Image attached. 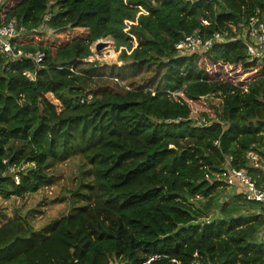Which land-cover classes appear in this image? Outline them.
I'll return each instance as SVG.
<instances>
[{
  "label": "trees",
  "instance_id": "trees-1",
  "mask_svg": "<svg viewBox=\"0 0 264 264\" xmlns=\"http://www.w3.org/2000/svg\"><path fill=\"white\" fill-rule=\"evenodd\" d=\"M253 16L264 17V0H0V22L24 26L23 39L87 32L59 46L24 42L40 63L0 53V193L38 191L48 160L80 155L93 176L89 207L43 238L23 216L0 225V264H264V207L218 177L229 157L264 181L246 158L264 157V56L242 38ZM216 33L197 52L175 48ZM108 37L120 65L87 62ZM208 97L220 111L196 124L189 101ZM94 212L114 222L94 228Z\"/></svg>",
  "mask_w": 264,
  "mask_h": 264
},
{
  "label": "rangeland",
  "instance_id": "rangeland-1",
  "mask_svg": "<svg viewBox=\"0 0 264 264\" xmlns=\"http://www.w3.org/2000/svg\"><path fill=\"white\" fill-rule=\"evenodd\" d=\"M86 34V30L83 28H68L52 34L43 32L42 34L29 36L24 40L59 46L75 37L85 38ZM131 40L134 45L138 42L135 36ZM102 41L108 42V45H103L100 48L101 51L100 49L97 51L94 42L90 47L92 55L86 61H95L98 63V67L112 64L120 65V62L117 61L118 52L115 50L114 44H112V39L108 37L103 38ZM110 50L114 53V58H108ZM204 102H207L208 105H205ZM189 104L192 120L197 121L195 122L196 124L202 123L203 113H206L210 119H214L215 110L213 105H216L218 112L221 106L219 100L210 97L205 98V101L203 99L189 101ZM9 144L18 147L22 146L19 140L10 141ZM45 171L49 175V179L36 192L26 194L23 197H5L0 193V225L23 216L34 229L37 236L43 238L48 235L52 225L57 220L69 213L89 207L93 176L90 164L82 156H72L62 162L48 160ZM230 191L234 192L233 189L227 188L224 194L227 192L230 194ZM229 194L228 197L226 196L227 199L225 197V200H229ZM215 214L212 211L209 215L212 216H207L205 221L212 218ZM92 216L94 217V228H99L100 222L105 226L114 222V218L105 213L94 212ZM110 263L115 264L114 262Z\"/></svg>",
  "mask_w": 264,
  "mask_h": 264
},
{
  "label": "built area",
  "instance_id": "built-area-1",
  "mask_svg": "<svg viewBox=\"0 0 264 264\" xmlns=\"http://www.w3.org/2000/svg\"><path fill=\"white\" fill-rule=\"evenodd\" d=\"M189 2H194L196 0H186ZM50 13L45 15V20H48ZM207 22L204 21V24ZM24 31V26H17L14 21H8L7 23L0 22V53L8 62H16L21 60L24 56H31L35 63H40L43 60V53L37 52L35 55L24 54L20 49V46L27 42L24 37L21 38L20 32ZM36 29H33V35ZM195 34V33H194ZM32 36L29 34L27 37ZM242 38L246 40L247 52L256 58L264 56V17L253 16L249 19L245 31H243ZM221 40L219 34H214L211 39L204 40L202 42L201 38L197 35H186L180 39L176 44L175 48L178 51L193 53L202 46H208L210 42H218ZM25 76L30 79H35V74L30 72H24ZM247 160L251 163L254 170L262 169L264 170V157L260 156L258 153L249 150L246 154ZM26 166L21 165L20 169H24ZM8 171L13 173L14 167L9 166ZM220 180L224 181L227 186H233L236 184L241 187L243 191L242 194L249 200L256 201L264 207V181L259 184L249 175L247 169L234 168L230 166V158L226 160L225 169L218 174ZM262 239L264 242V230L262 232ZM153 258L150 257L146 259L141 264H147ZM112 264V263H109ZM194 264H199L195 261Z\"/></svg>",
  "mask_w": 264,
  "mask_h": 264
},
{
  "label": "water",
  "instance_id": "water-1",
  "mask_svg": "<svg viewBox=\"0 0 264 264\" xmlns=\"http://www.w3.org/2000/svg\"><path fill=\"white\" fill-rule=\"evenodd\" d=\"M112 44L114 43L112 42ZM103 45H104V41H102V39H99L95 42V49L99 50L100 48H102Z\"/></svg>",
  "mask_w": 264,
  "mask_h": 264
},
{
  "label": "bare ground",
  "instance_id": "bare-ground-1",
  "mask_svg": "<svg viewBox=\"0 0 264 264\" xmlns=\"http://www.w3.org/2000/svg\"><path fill=\"white\" fill-rule=\"evenodd\" d=\"M104 45L107 46L108 45V42H104ZM109 49V48H108ZM105 50V49H104ZM98 51V50H97ZM101 51V49H100ZM106 51V50H105ZM108 58H114V53L112 52V50L109 51V55H108Z\"/></svg>",
  "mask_w": 264,
  "mask_h": 264
},
{
  "label": "crops",
  "instance_id": "crops-1",
  "mask_svg": "<svg viewBox=\"0 0 264 264\" xmlns=\"http://www.w3.org/2000/svg\"><path fill=\"white\" fill-rule=\"evenodd\" d=\"M25 38H27V37H25Z\"/></svg>",
  "mask_w": 264,
  "mask_h": 264
}]
</instances>
